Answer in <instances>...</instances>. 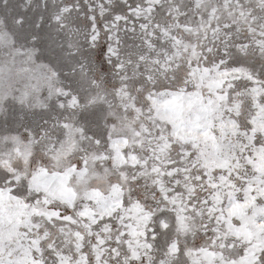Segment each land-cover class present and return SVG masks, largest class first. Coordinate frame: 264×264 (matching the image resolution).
Returning a JSON list of instances; mask_svg holds the SVG:
<instances>
[{
  "label": "snow or ice",
  "instance_id": "obj_1",
  "mask_svg": "<svg viewBox=\"0 0 264 264\" xmlns=\"http://www.w3.org/2000/svg\"><path fill=\"white\" fill-rule=\"evenodd\" d=\"M40 7L0 27V264H264V0Z\"/></svg>",
  "mask_w": 264,
  "mask_h": 264
},
{
  "label": "rangeland",
  "instance_id": "obj_2",
  "mask_svg": "<svg viewBox=\"0 0 264 264\" xmlns=\"http://www.w3.org/2000/svg\"><path fill=\"white\" fill-rule=\"evenodd\" d=\"M59 0H7V3H0V27H2L3 22L6 17L10 15H14L17 13H20L22 11L26 12V14H34V13H39L41 11V5L47 3L48 5H51L53 3H58ZM83 2V0H82ZM118 2V0H117ZM129 2H133V0H129ZM165 2H170L172 4L180 5V10L186 12V15L179 17L181 22L188 21V18H191V23L196 24L199 23V18L196 15H193L191 11H188L187 6L191 4L192 0H165ZM208 3H222V0H202V5L208 4ZM201 9H197V12H200ZM206 14V13H205ZM168 20L174 21V18L169 16L166 17L165 23L168 22ZM155 22V19L154 21ZM215 25V20H213V26ZM123 27V24H122ZM81 32H83V29L81 28ZM190 30L186 29L185 30V38L186 39H191V35L189 34ZM49 35L51 36L52 39L55 40L56 44H62L64 43V40L66 39V32H61L59 30H56L55 25H51L49 27ZM132 34L127 31V29H124L122 39L124 40L125 46L121 48V51L125 54V57L127 56L128 48L127 45L130 43H133L129 39V37ZM79 44H80V49L78 52H70L69 53V60L70 62L68 63L66 69H65V75L69 80L75 79V77L72 74V66L73 63L79 64V63H84L82 56L87 55L90 60L96 61L97 57L94 52H92L89 48L88 45L85 43L83 35H81L79 38ZM155 43L159 45L161 43L160 40H156ZM59 51H67L66 48L58 49ZM87 67L89 70H91L92 65L88 64ZM79 71V69H77ZM129 75H134V69L130 66L128 70ZM108 79H111V74L109 73V76L107 77Z\"/></svg>",
  "mask_w": 264,
  "mask_h": 264
}]
</instances>
